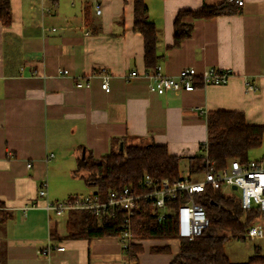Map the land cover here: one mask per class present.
<instances>
[{
  "label": "crops",
  "instance_id": "crops-1",
  "mask_svg": "<svg viewBox=\"0 0 264 264\" xmlns=\"http://www.w3.org/2000/svg\"><path fill=\"white\" fill-rule=\"evenodd\" d=\"M145 1L164 74L219 67L232 71L228 82L149 91L134 0H10L12 23L0 21V251L6 264H132L118 236H75L83 227L80 214L44 207L47 199L81 195L64 176L77 175L84 149L99 158L125 140L188 156L201 154L211 110L243 111L248 123L264 124V0H245L239 11L209 19L187 17L193 31L177 46L178 12L223 0ZM102 68L111 74L109 91L102 88ZM132 71L139 75L126 79ZM80 79L89 85H77ZM55 175L58 186L49 185ZM45 181L48 195L40 196ZM137 243L143 246L139 264H170L181 240ZM164 245L169 252L153 249ZM47 247L48 255L38 252Z\"/></svg>",
  "mask_w": 264,
  "mask_h": 264
},
{
  "label": "trees",
  "instance_id": "trees-1",
  "mask_svg": "<svg viewBox=\"0 0 264 264\" xmlns=\"http://www.w3.org/2000/svg\"><path fill=\"white\" fill-rule=\"evenodd\" d=\"M240 6L223 0L214 5L205 4L200 9L180 10L174 21V45L191 35L193 24L185 22L191 18H213L221 14L239 11ZM13 13L10 0H0V21L5 27L12 23ZM134 29L144 39V59L148 69L156 67L159 61L157 52L158 29L149 19V7L145 0H134ZM201 82H197V85ZM207 150L208 159L214 160L216 167L225 166L232 158L247 160L249 151L262 145L264 141V124H250L243 111L218 109L207 114ZM205 148L204 143L202 149ZM186 159L193 171H201L205 167V158L201 154H170L166 145L154 142L131 143L123 141L108 154L99 158L91 152L78 159L75 174H80L85 183L97 188L102 198H106L109 190H120L131 187L140 188L145 175H150L157 182L167 179L171 182L180 178V164ZM196 202L202 204L210 218V225L202 235L182 238L179 252L170 264H233L226 252L228 240H245L247 229L255 224L254 220L262 213L256 209L242 208L235 194H226L221 190L207 187L195 195ZM179 203L176 199L170 206ZM80 214L82 230L76 235L88 238L119 236L124 228L125 209H118L114 215L97 216L91 211H75ZM131 232L137 239H170L175 238L176 222L173 215L158 221L152 214L149 201L141 199L137 202L130 217ZM77 224V223H75ZM159 252H169L170 246H154ZM143 246L131 243L125 250L132 264H139V253ZM243 264H264V254L259 246L255 253Z\"/></svg>",
  "mask_w": 264,
  "mask_h": 264
},
{
  "label": "built area",
  "instance_id": "built-area-1",
  "mask_svg": "<svg viewBox=\"0 0 264 264\" xmlns=\"http://www.w3.org/2000/svg\"><path fill=\"white\" fill-rule=\"evenodd\" d=\"M239 6L245 0H228ZM97 12L101 11L97 5ZM61 74L68 73L67 69H59ZM232 71L219 67H208L202 72H198L195 67L183 68L177 75H166L161 66L156 65L153 69L146 70L143 75L148 79V89L151 92L163 94L166 91H193L197 87V82L207 84H225L228 82ZM102 77V88L110 90V72L102 68L99 74ZM138 71H132L125 75V78L136 77ZM248 84V83H247ZM79 86L89 85L87 79H80ZM249 89L253 85L248 84ZM202 153L205 158V167L201 171H193L186 159L181 161L179 179L171 182L164 179L157 182L150 175H145L141 181L140 188L135 190L125 187L120 190H109L106 198H102L99 193L90 195L71 196L65 200L53 201L47 199L44 207L47 211L64 215L72 211H91L97 216L114 215L118 209H125L127 214L124 219V228L118 236L123 243V248L127 250L131 243H137L140 239L133 236L131 232L130 217L137 202L141 199L149 201L152 214L158 221H163L168 215H173L176 222L175 238L193 239L203 234L210 225V218L202 204L196 202L195 195L204 191L207 187L221 190L226 194H235L242 206L246 210L256 209L264 214V156L259 159L241 160L232 158L223 167H216L214 160H209L207 142ZM53 156V154L51 155ZM31 167V163L27 164ZM236 186L234 189L233 186ZM48 183L45 181L39 189L40 196H47ZM235 191L234 193L232 192ZM231 191V192H228ZM178 199L179 203L170 206L169 202ZM36 205V204H35ZM246 237L255 239L264 237V228L260 224L251 225L246 232ZM58 250L65 249L64 245L56 247ZM50 247L39 249L40 254L48 255Z\"/></svg>",
  "mask_w": 264,
  "mask_h": 264
},
{
  "label": "rangeland",
  "instance_id": "rangeland-1",
  "mask_svg": "<svg viewBox=\"0 0 264 264\" xmlns=\"http://www.w3.org/2000/svg\"><path fill=\"white\" fill-rule=\"evenodd\" d=\"M200 152L203 153L204 149H201ZM55 154H56V156H58V154L56 152H55ZM263 156H264V141H263L261 146L251 149L249 151V154H248L249 159H259ZM63 172L64 171L61 170V175H64ZM55 177L56 178H54V180L52 179V181H50V179H49V185H52V186L57 185L58 186L57 181L59 179H58L57 175H55ZM64 177H66V178H64V179H66V180H64L65 182H70L71 184L74 185L75 191L72 193H75V194L78 193L81 195H88L90 193H93L97 189L95 186H88L85 183L84 179L81 177V173L77 174L75 176H72L71 178H69V176L67 174ZM67 178H69V179H67ZM67 186H69V185H67ZM228 192H231V191H228ZM232 192L234 193L235 191L232 190ZM61 220L63 221V219H61ZM254 222H255V224H260L264 228V214L258 215L255 218ZM152 240L154 243L164 244L165 242H167V240H170V239H153L152 238ZM149 243L150 242H146L145 244L147 246H149ZM4 246H2L0 244V247L4 248ZM256 246L261 247L262 253L264 254V237H259V238H255V239L247 238L245 240L231 239L225 243L226 252L229 255V258L232 262H246L248 256L253 255L255 253V247ZM3 253H5V252L0 251V260H2V261H0V264L1 263L6 264L7 255H3ZM162 255H168V254L163 253Z\"/></svg>",
  "mask_w": 264,
  "mask_h": 264
},
{
  "label": "water",
  "instance_id": "water-1",
  "mask_svg": "<svg viewBox=\"0 0 264 264\" xmlns=\"http://www.w3.org/2000/svg\"><path fill=\"white\" fill-rule=\"evenodd\" d=\"M121 148H122V144H121ZM84 155H85V149L83 150V156ZM233 187H234V189H236V186L235 185Z\"/></svg>",
  "mask_w": 264,
  "mask_h": 264
}]
</instances>
